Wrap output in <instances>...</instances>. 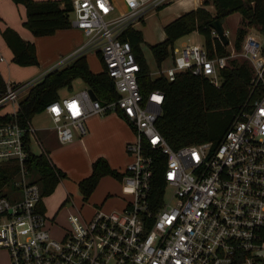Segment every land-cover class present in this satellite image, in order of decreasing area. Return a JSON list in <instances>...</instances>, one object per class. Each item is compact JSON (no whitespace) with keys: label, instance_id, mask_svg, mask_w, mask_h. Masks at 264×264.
<instances>
[{"label":"built area","instance_id":"obj_1","mask_svg":"<svg viewBox=\"0 0 264 264\" xmlns=\"http://www.w3.org/2000/svg\"><path fill=\"white\" fill-rule=\"evenodd\" d=\"M169 0H124L111 15L112 0H70L69 23L86 38L53 66L96 49L117 96L92 98L87 86L46 103L58 142L85 132L92 113L119 111L132 127L125 143L131 155L120 176V203L84 215L71 202L66 225L47 214L36 173L25 165L35 127L17 122L18 99L42 75L6 81L0 92V163L17 165L0 191V246L10 264H264V53L261 41L243 35L239 53L250 65L241 105L216 142L172 147L156 126L162 92L143 94L138 63L119 34ZM226 55L208 56L199 42L172 46L171 63L150 71L172 79L180 70L201 74L215 85ZM41 152V151H40ZM164 156L160 196L150 200L154 153ZM52 227V228H51Z\"/></svg>","mask_w":264,"mask_h":264},{"label":"trees","instance_id":"obj_2","mask_svg":"<svg viewBox=\"0 0 264 264\" xmlns=\"http://www.w3.org/2000/svg\"><path fill=\"white\" fill-rule=\"evenodd\" d=\"M11 1L23 5L24 18L21 23L33 35L49 34L57 28L69 26L70 0ZM210 1L213 6L212 13L205 7L209 0H201L200 5L182 12L163 24L164 37L148 44L157 65L169 53L171 54L172 44L176 38L193 30L202 35V44L208 56L227 54L226 45L216 36L209 22L213 18L221 22L225 15L233 11H239L241 16L240 24L235 29L233 48L239 49L241 39L246 32L245 26L253 24L262 35L261 51L264 53V0ZM0 34L10 49L12 62L18 65L37 63L32 42L23 39L9 25H4L0 29ZM119 37L129 41L138 63L136 81L139 91L143 94L150 89H158L162 92L160 113L155 122L169 145L176 147L203 140L216 142L237 113L245 97L250 77L248 61L231 58L229 63L220 66L217 70L218 85L213 84L208 77L194 74L189 70L177 71L172 79H167L163 74L151 75L147 69L139 47L142 39L139 29L128 26ZM76 77L80 78L100 99L109 100L117 96L103 63L101 62L99 71L93 72L89 69L85 55L82 53L60 66L50 68L26 89L17 102L15 112L17 122L24 125L33 114L41 111L46 103L58 97L59 87H70L71 80ZM4 87L5 82L0 75V92ZM163 164L164 156L155 152L149 190L150 200L160 196ZM25 165L36 173L35 179L40 183L43 195L52 191L59 176L62 175V172L54 168L42 152H29ZM16 169V164L0 163V191ZM103 174L119 175L108 165L104 157L97 156L91 161L89 174L77 181L83 198L90 194Z\"/></svg>","mask_w":264,"mask_h":264},{"label":"crops","instance_id":"obj_3","mask_svg":"<svg viewBox=\"0 0 264 264\" xmlns=\"http://www.w3.org/2000/svg\"><path fill=\"white\" fill-rule=\"evenodd\" d=\"M112 3L114 8H117L118 10L115 14L111 15H117L126 8L124 0H112ZM200 4L201 0H169L166 3H163L160 7H157L147 13L146 16L137 23L145 25L147 22V24L152 25L153 28H162L163 24L171 18ZM209 5L210 4L208 3L205 7L208 9ZM23 18L24 15L18 25L16 22L14 23L9 20H2L0 23V29L4 25H9L14 28L23 39L32 42L35 49L37 63L29 65H15V63L12 62L10 66V64L6 62L5 65H3V61H6L7 58L10 59L11 52L1 37L0 75L4 82L28 80L44 74V72L52 68L57 63L61 56L71 52L83 43L86 38L84 32L71 23H69V26L57 28L49 34L33 35L25 26L22 25L21 22ZM137 23H135L133 27H135ZM192 32L196 31L193 30L189 33ZM162 36H164V32L158 36V40H161L163 38ZM175 40L173 41V44ZM185 42L196 41H188V38H186L185 41H180V44L176 47ZM94 51L101 66L99 54L96 49H94ZM3 54L6 57H4ZM83 54L85 55L89 69L93 72L99 71V66L95 61L92 62L91 54H88V50ZM16 69L23 70L21 76L13 78V76L8 75L10 71V74L13 75L12 70ZM4 70L7 71V74H5ZM6 105L8 106L6 107ZM6 105L0 109L1 113L11 108L10 104ZM84 125V133L78 134L74 132V135L70 140L60 143L55 137L52 126L47 128L45 125L38 123L33 125L35 127V141L32 142L33 145L31 144V146L35 153H39L40 151L44 153L54 168L64 174L69 173L73 177H76L77 181L89 174L91 161L94 158L97 156L104 157L108 165L115 169L119 175L103 174L99 177L96 185L94 186V188L97 186L98 191L96 192L95 197L96 200H98L103 198L107 192L106 190L108 189V186L104 184L107 178L104 177L108 176L109 181H119L120 176L125 169V164L130 160L131 155L126 151L125 143L130 141L131 133L133 134V131L129 121L116 110H111L106 113L89 114L84 119ZM37 131L40 134H37ZM126 156L130 157L127 161ZM66 197L69 198L67 195Z\"/></svg>","mask_w":264,"mask_h":264},{"label":"rangeland","instance_id":"obj_4","mask_svg":"<svg viewBox=\"0 0 264 264\" xmlns=\"http://www.w3.org/2000/svg\"><path fill=\"white\" fill-rule=\"evenodd\" d=\"M209 0V6L208 9L213 11V6L210 3ZM117 8H114L110 14H115L117 12ZM186 11V10H185ZM184 12V11H183ZM24 15L23 6L20 3H14L11 0H0V23L2 20H9L11 22H16V24H20V20L22 19V16ZM68 17H72V13L68 12ZM2 18V19H1ZM240 13L239 11H233L228 13L223 17L221 20V25L223 27V30L225 31V35L228 39V42L226 45V50L228 51L226 55V63H229V59L234 58L237 61H246V59L240 55L239 49H234L232 46V41L234 39L235 29L240 24ZM16 25V26H17ZM135 28L139 29L142 33V39L139 43L140 50L142 52V56L144 59V63L149 71L156 69L157 67H165L168 66L171 63V54L169 53L165 58H163L159 64L157 65L151 52L149 49L148 44L155 42L158 40V36L162 34L163 28L160 27H152V25H148L147 22L144 24L137 23L135 25ZM246 32L253 34L255 37H257L261 43H262V35L257 29L256 25H248L245 26ZM215 33V32H214ZM164 37V36H162ZM1 38V36H0ZM188 38V41H196L201 43L202 42V35L198 32H192V33H186L184 36H179L178 39L175 40L173 46H177L180 44V41L186 40ZM1 43V40H0ZM88 54H91L92 62H96L99 66V69H101L100 63L98 61V58L95 54L94 49L88 50ZM4 55V54H3ZM4 57H6L4 55ZM9 63L10 66L12 64V61L7 58L6 61H3L2 64L5 65V63ZM14 63V62H13ZM15 65H18L15 63ZM18 67V66H15ZM5 74H7V71L4 70ZM11 73V71H10ZM8 73L9 76H13V78H16V76H21L23 73V70H12V74ZM15 80V79H14ZM85 86V83L78 77L73 78L70 83V87L67 86H61L57 89V95L59 97L68 95L79 88H82ZM8 105H6L7 107ZM30 122L33 125H36L38 123L45 125V127L49 128L52 126V122L50 118L47 116V114L41 110L35 114L32 115L30 118ZM37 134H40L38 131ZM134 139V134L131 133L130 141ZM33 145V143H32ZM35 149V148H34ZM130 157L126 156V161L129 160ZM104 178H107L105 180L104 184L108 186V189L106 190V194L103 196V198H100L96 200L95 194L98 191L97 186L90 192V194L83 198V194L80 192L78 186H77V179L76 177H73L69 173H62L60 175L58 182L52 189V191L48 194L43 195L42 194V202L46 206V213L47 214H53L55 219V225H66V214L68 210L72 209L71 202H74L80 207L81 212L84 215H87L94 206H100L102 209H109L111 207H115L120 203L122 193L120 191V183L119 181H113L108 179V176H105ZM103 185V184H102ZM66 195L69 197L67 198ZM52 228V227H51ZM0 264H10V259L8 256V253L6 249L2 246H0Z\"/></svg>","mask_w":264,"mask_h":264},{"label":"water","instance_id":"obj_5","mask_svg":"<svg viewBox=\"0 0 264 264\" xmlns=\"http://www.w3.org/2000/svg\"><path fill=\"white\" fill-rule=\"evenodd\" d=\"M209 25L213 29V31H215L216 36L222 41V43L226 44L228 42V39L225 35V31L223 30L221 22L217 18H213L209 22ZM87 91L92 98L95 97V94L89 87L87 88Z\"/></svg>","mask_w":264,"mask_h":264}]
</instances>
